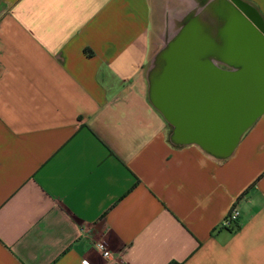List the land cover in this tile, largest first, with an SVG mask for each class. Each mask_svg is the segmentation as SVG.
Here are the masks:
<instances>
[{"label": "crops", "instance_id": "1", "mask_svg": "<svg viewBox=\"0 0 264 264\" xmlns=\"http://www.w3.org/2000/svg\"><path fill=\"white\" fill-rule=\"evenodd\" d=\"M158 1L0 0V264H264V113L223 159L171 141L148 96ZM176 1L168 19L213 20Z\"/></svg>", "mask_w": 264, "mask_h": 264}, {"label": "water", "instance_id": "2", "mask_svg": "<svg viewBox=\"0 0 264 264\" xmlns=\"http://www.w3.org/2000/svg\"><path fill=\"white\" fill-rule=\"evenodd\" d=\"M204 6V3L202 4ZM173 19L148 70V96L178 145L230 156L264 113V20L237 0Z\"/></svg>", "mask_w": 264, "mask_h": 264}, {"label": "rangeland", "instance_id": "3", "mask_svg": "<svg viewBox=\"0 0 264 264\" xmlns=\"http://www.w3.org/2000/svg\"><path fill=\"white\" fill-rule=\"evenodd\" d=\"M154 19L152 24V34H151V51H150V58H149V66L152 64V60L155 54L162 48L165 42V36L171 35L172 33V24L173 19L167 18L166 16L170 13L164 10V8L168 5L173 8H180L184 9L185 6L181 3H178L176 0L170 4L166 2H160L154 4ZM173 13V12H172Z\"/></svg>", "mask_w": 264, "mask_h": 264}, {"label": "built area", "instance_id": "4", "mask_svg": "<svg viewBox=\"0 0 264 264\" xmlns=\"http://www.w3.org/2000/svg\"><path fill=\"white\" fill-rule=\"evenodd\" d=\"M239 210L237 207V204H234L226 217L224 218L222 222V226L226 228H233L236 222L238 221L239 218ZM95 247L102 253L103 257L106 259H112L113 258V253L112 251L107 247L105 242L103 241H96L94 242ZM85 261H88V264H91L89 260L84 259L82 261V264H85Z\"/></svg>", "mask_w": 264, "mask_h": 264}, {"label": "clouds", "instance_id": "5", "mask_svg": "<svg viewBox=\"0 0 264 264\" xmlns=\"http://www.w3.org/2000/svg\"><path fill=\"white\" fill-rule=\"evenodd\" d=\"M85 264H88V261H85Z\"/></svg>", "mask_w": 264, "mask_h": 264}]
</instances>
